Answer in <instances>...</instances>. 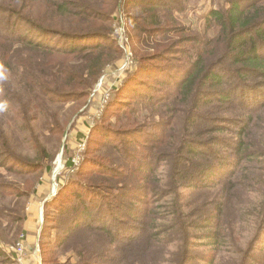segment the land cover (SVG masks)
I'll use <instances>...</instances> for the list:
<instances>
[{
    "label": "trees",
    "instance_id": "16d2710c",
    "mask_svg": "<svg viewBox=\"0 0 264 264\" xmlns=\"http://www.w3.org/2000/svg\"><path fill=\"white\" fill-rule=\"evenodd\" d=\"M134 1L141 3L139 8L151 11L165 2L0 0V167L34 178L37 171L51 169L47 163V149L36 134V125L42 133L48 131L49 134L58 133L60 127L57 122L51 121L47 112L41 115V107L38 108L34 102L48 101L53 106L63 98H66L65 101L85 99L108 65L106 57L111 47L102 41L113 40L116 16L122 8L134 6ZM225 3L226 7L209 11L205 18L206 29L215 28L216 35L210 40L196 36L192 41L191 51L197 52L190 57H194L195 61L175 98L165 96L157 102L149 101L152 105L149 114L157 120L155 129L165 132L163 137L155 138L153 143L143 142L144 150L139 156L135 149L129 148L128 143L114 144L111 149H115L116 156L112 153L111 157L105 158L110 161V166L99 163L97 167L103 172L97 174L100 177L93 178L101 185L119 186L121 196L129 200L131 206L134 202L151 199L154 202L162 198L169 200L170 203L164 206L168 209L164 215L153 209L136 213L145 218L143 227L155 232L149 236L144 229L124 241L117 233L104 231V227L97 228L99 221L95 219L96 215L87 224L85 218L88 214L82 213L85 218H82V226L76 229L80 234L84 232L82 230L102 232L106 241L119 243V251L129 241L139 242L136 246H141L146 252V259L149 256L150 262H155V243L162 242L160 234L171 232L180 236L182 250L177 264H215L214 257L197 259L193 263L189 250L206 242L212 252L219 253L216 248L223 246L225 238L229 237L228 232L223 234L221 215L226 209H234L237 214L248 210L246 202L240 204L233 200L232 203V195L228 197L225 191L234 190L238 185L237 178L243 175L240 180L249 182L253 187L264 188V0H225ZM161 21L160 15H157L146 25L151 28L148 32L153 35L184 32L177 28L166 31L159 26ZM136 29L139 39H144L147 30L139 25ZM188 41L180 38L168 42L173 47ZM115 49L112 52H118ZM49 57L61 60H50ZM119 57L120 54L115 59ZM74 59L80 62L74 63ZM140 68L135 76L145 69ZM65 94L71 96L63 97ZM184 101L187 110L183 109ZM220 114H226L227 121L221 122ZM47 120L51 125L47 124ZM134 131L139 134L138 130L128 129L121 135L132 138ZM166 139H173L179 144L175 153L168 151ZM21 147L24 153L19 152ZM163 148L167 149L164 156L172 158L175 176H171V180L177 190L167 181L171 189L164 194L155 187V170ZM250 163L258 166L259 181L248 178L252 174ZM67 166H70L69 160ZM216 187H221L220 191L228 201L220 205L212 204L209 209L207 206L214 199L209 202L192 199L193 203H189L180 193L188 188L203 189L205 199ZM243 187L239 184L237 190ZM7 190L11 189L4 187V191L0 192ZM259 197L262 200L251 210L255 229L260 224L257 242L264 232V199L262 195ZM0 219L6 220V217L0 216ZM75 219H70L72 223L69 222L66 230L74 227ZM0 224L3 226V223ZM160 228L161 232H158ZM197 231L202 234L197 235ZM68 235L67 240L74 237L73 233ZM92 243L102 248L104 242L99 238ZM254 248L255 245H252L249 252ZM263 253L264 250L261 251ZM84 254V249H81L78 255L81 256V263ZM93 257L94 254H85L87 260ZM258 258L248 257L245 264ZM258 264H264V257L261 256Z\"/></svg>",
    "mask_w": 264,
    "mask_h": 264
},
{
    "label": "rangeland",
    "instance_id": "374dc122",
    "mask_svg": "<svg viewBox=\"0 0 264 264\" xmlns=\"http://www.w3.org/2000/svg\"><path fill=\"white\" fill-rule=\"evenodd\" d=\"M164 1L155 11L139 8L141 3L137 1H134V6L122 8L114 23L113 40L102 41L111 47L106 57L108 65L89 90V96L83 100L72 98L65 101L66 98H63L58 105L53 106L48 101L34 102L38 108L41 107V115L47 112L51 121L57 122L60 129L54 134H49L48 131L42 133L41 128L36 125V134L48 152L47 163L51 168L49 171H37L34 178L0 167V191H4V187L11 189L0 192V216L6 217V220L0 219V223H3V226L0 224V264H16L12 249L19 241H22L25 248L22 256L24 264H177L182 250L180 236L171 232L160 234L159 239L162 242L155 243L156 261L150 262L151 257L146 259V252L141 246H136L139 242L129 241L119 251V243L106 241L102 232L82 230L84 232L80 234L81 232L76 230L82 226V218H85L82 213L88 214L85 218L88 220L87 224L96 215L95 219L99 221L97 228L104 227V231L110 230L121 235L124 241H128L134 234L137 235L146 229L143 227L145 218L136 213L153 209L164 215L168 210L164 206L170 201L163 198L158 202L152 199L140 203L132 201L135 204L131 206L130 201L121 196L119 186L114 188L101 185L93 179L100 177L97 174L103 172L97 167L99 163L110 166V161L105 158L111 157L112 153L116 156L115 149H111L114 144L128 143L129 148L135 149L139 156L144 150L143 142L153 143L155 138L163 137L165 132L155 129L157 120L152 119L149 114L152 106L149 101L157 102L165 96L175 98L182 80L189 74L188 70L195 61L194 57H190L192 53L195 55L197 52L191 51L192 41L196 36L210 40L216 35L215 28L206 29V15L213 9L226 7L225 0ZM118 4L121 5V2ZM157 15H160L162 20L159 25L161 28L166 31L172 28L183 29L184 32L171 31L155 35L148 32L151 28L146 25ZM136 25L147 30L144 39H139ZM180 38L189 41L170 46L169 40L178 41ZM115 48L118 52L114 53L112 51ZM118 54L120 57L116 60ZM53 58L57 57H49L50 60ZM79 62L74 59V63ZM141 66L145 68L144 71L135 76L134 73L136 70L140 71ZM124 83V88L119 90ZM70 96L65 94L63 97ZM177 99L180 102L179 98ZM185 103L184 101L183 109L187 110ZM219 117L221 122L227 119L226 114H220ZM47 124L51 125L50 120H47ZM128 129L138 130L139 134L134 131L132 138H125L121 134ZM82 143L84 149L80 150L79 145ZM165 146L173 153L180 147L173 139H166ZM167 149L163 148L159 166L155 170V187L163 194L171 189L167 181L172 183L173 189L176 190L171 180V176H175L172 158L164 156ZM19 152L24 153V149L21 147ZM68 160L70 166H67ZM249 167L252 168V174L248 175V178L259 181L258 166L250 163ZM244 176L237 178L238 185L234 190L225 192L228 197L232 195V203L233 200L240 204L246 202L248 210L237 214L234 209H226L221 215V222L223 234L228 232L230 238H225L223 246L216 248L219 253L212 252L206 242L191 247L189 253L193 256V263L197 259L207 260L214 257L215 264H245L246 258L259 257L251 263L248 260L249 264H258L261 256L264 257V253L261 254L264 250V232L257 242L260 224L255 229L251 214V210L262 200L259 195L264 199V188L253 187L249 182L240 180ZM248 178L246 176L247 180ZM239 184L244 186L241 190H237ZM220 189L221 187H216L205 199L203 189L188 188L180 193L189 203H193L192 199L199 202L214 199L207 206L209 209L212 204L220 205L228 201ZM72 217L76 218V224L74 222V227L66 230ZM20 218L23 220L20 221ZM163 227L167 228L166 225ZM161 228L158 232H161ZM145 231H148L149 236L155 232L150 228ZM68 233L74 235L70 240L66 239ZM196 233L202 234L199 231ZM99 238L104 242L102 248H97L92 243ZM252 245H255V248L249 252ZM81 249H84L86 256L94 254V257L87 260L84 254L81 263V256H78ZM96 254L100 256L95 257Z\"/></svg>",
    "mask_w": 264,
    "mask_h": 264
},
{
    "label": "built area",
    "instance_id": "2783aa9c",
    "mask_svg": "<svg viewBox=\"0 0 264 264\" xmlns=\"http://www.w3.org/2000/svg\"><path fill=\"white\" fill-rule=\"evenodd\" d=\"M80 150L84 149V143L79 145ZM73 162V161H72ZM25 251V248L23 247L22 241H19L14 248L12 249L13 254L16 257L15 263L16 264H24L22 260L23 253Z\"/></svg>",
    "mask_w": 264,
    "mask_h": 264
}]
</instances>
